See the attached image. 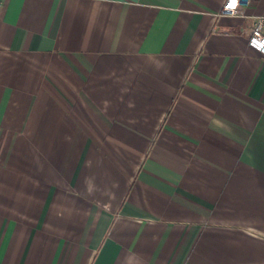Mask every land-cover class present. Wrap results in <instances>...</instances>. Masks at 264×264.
<instances>
[{
  "label": "crops",
  "instance_id": "1",
  "mask_svg": "<svg viewBox=\"0 0 264 264\" xmlns=\"http://www.w3.org/2000/svg\"><path fill=\"white\" fill-rule=\"evenodd\" d=\"M0 0V264H264V0Z\"/></svg>",
  "mask_w": 264,
  "mask_h": 264
},
{
  "label": "built area",
  "instance_id": "2",
  "mask_svg": "<svg viewBox=\"0 0 264 264\" xmlns=\"http://www.w3.org/2000/svg\"><path fill=\"white\" fill-rule=\"evenodd\" d=\"M248 2L249 0H224L220 13L235 14L240 11V6ZM247 42L264 53V12L255 14L248 29Z\"/></svg>",
  "mask_w": 264,
  "mask_h": 264
}]
</instances>
